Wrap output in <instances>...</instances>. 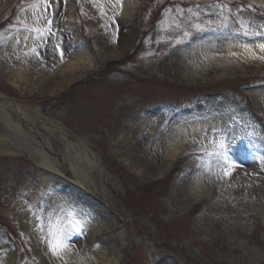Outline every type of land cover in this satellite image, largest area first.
Returning <instances> with one entry per match:
<instances>
[{
  "label": "rangeland",
  "instance_id": "374dc122",
  "mask_svg": "<svg viewBox=\"0 0 264 264\" xmlns=\"http://www.w3.org/2000/svg\"><path fill=\"white\" fill-rule=\"evenodd\" d=\"M123 3L0 0V264H264V57L240 53L264 41L245 11L264 0H134L129 19ZM220 40L236 50L210 63ZM80 47L87 64L52 89ZM215 117L158 170L169 127ZM231 165L249 174L229 179ZM57 223L62 259L47 246Z\"/></svg>",
  "mask_w": 264,
  "mask_h": 264
},
{
  "label": "bare ground",
  "instance_id": "6f19581e",
  "mask_svg": "<svg viewBox=\"0 0 264 264\" xmlns=\"http://www.w3.org/2000/svg\"><path fill=\"white\" fill-rule=\"evenodd\" d=\"M133 2L134 0H124L123 7H122V13L123 16H125L127 19L130 18V6L128 5V2ZM122 16V17H123ZM69 19H73L72 14L69 15ZM260 45H264V41H257L254 44H241V54L243 56H247L248 54L254 55L257 54L261 56L262 58L264 57V52L261 51ZM234 44L226 41H215L207 44L204 48V53L205 57L208 62L213 63V62H223L227 61V59L224 58V54L227 52H232L233 50L235 51L236 49L234 48ZM89 58L87 57L86 51L80 47L78 51L68 60L64 65L63 68H59L56 70L54 73L55 74H50V78L55 75V78L52 79L51 81V86L52 89L60 87L62 84L66 83L69 81L70 77L73 72L77 67H85V64H87V60ZM54 80V81H53ZM248 96L251 97V99L256 102L257 104L259 103L261 93L260 92H251L247 91L246 92ZM217 121H219V118H213L208 121L200 120L196 124H191L189 128L185 129H179L175 130L173 127H169V132L171 133V137H173L174 141L169 143L166 142V138H164V142L161 146L158 147V154H157V159H156V164L157 168L162 169L166 165V161L171 159L174 160L175 156L179 154L181 151L186 149L189 146H192V144L197 143V142H205L207 138V133L217 125ZM56 129L59 131H62L63 133V128L60 125H55ZM225 131V130H224ZM225 135L228 133V131H225ZM84 147V145H81ZM164 149L165 152H164ZM162 151L164 153H162ZM86 157V156H85ZM88 157V156H87ZM86 157V158H87ZM47 159L45 155H41L40 157V162L43 160L45 161ZM88 159V158H87ZM89 162V160H87ZM249 166H253V168L257 169V165L254 164L251 161V164ZM248 165H239V166H226L224 169L225 171H230V175H227V177L233 178V177H239L242 176V173H247L249 174L250 167ZM42 173H44L42 171ZM46 174V173H44ZM47 176V174H46ZM199 189H196L201 192V189L204 187V182H200L199 184ZM194 190V192L196 191ZM54 256V255H53Z\"/></svg>",
  "mask_w": 264,
  "mask_h": 264
},
{
  "label": "snow or ice",
  "instance_id": "6c2138e0",
  "mask_svg": "<svg viewBox=\"0 0 264 264\" xmlns=\"http://www.w3.org/2000/svg\"><path fill=\"white\" fill-rule=\"evenodd\" d=\"M32 7H36V5H32ZM260 49L264 52V45H260ZM219 146L223 147V145ZM224 174L227 176L231 173L230 171H225ZM68 215L69 217H72L74 214L69 213ZM68 227H70L72 231L80 232L82 231V222L74 218L70 219ZM48 237L47 246L52 255L62 259L64 253L71 251V247L67 242L68 233L62 223L50 224L48 227Z\"/></svg>",
  "mask_w": 264,
  "mask_h": 264
},
{
  "label": "trees",
  "instance_id": "16d2710c",
  "mask_svg": "<svg viewBox=\"0 0 264 264\" xmlns=\"http://www.w3.org/2000/svg\"><path fill=\"white\" fill-rule=\"evenodd\" d=\"M149 184H144L141 188L144 189L146 186H148ZM151 185H155V183H151Z\"/></svg>",
  "mask_w": 264,
  "mask_h": 264
}]
</instances>
